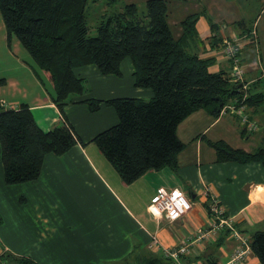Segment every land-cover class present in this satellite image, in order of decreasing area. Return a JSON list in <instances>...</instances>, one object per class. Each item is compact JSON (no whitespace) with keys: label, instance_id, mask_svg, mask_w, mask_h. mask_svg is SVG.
I'll return each instance as SVG.
<instances>
[{"label":"crops","instance_id":"obj_1","mask_svg":"<svg viewBox=\"0 0 264 264\" xmlns=\"http://www.w3.org/2000/svg\"><path fill=\"white\" fill-rule=\"evenodd\" d=\"M186 3L171 5L174 12L178 11L176 16ZM204 11L196 12L202 14L190 47L202 58L215 59L211 72L230 71L221 46L212 38V20L202 16ZM189 15H182L180 22ZM234 23L219 27L216 33L220 31L222 37L252 28L247 24L238 28ZM2 39L0 54L9 65L1 62L6 68L0 73V80H5L0 87V102L5 109L28 105L38 126L50 131L63 121L52 99L51 84L34 67L26 50L29 55L23 53V59L15 54L12 47L17 39L12 38L9 44L7 31ZM262 46L260 43L264 51ZM253 48H243V57L247 81L259 93L264 92V62L259 64ZM261 54L264 59V52ZM128 60L123 61L119 77L103 76L92 65L76 69L79 78L91 83L90 93L83 99H151V90L135 86V68ZM10 88L16 89L14 95L8 94ZM73 98L75 104H68L64 114L82 142L63 156H46L37 180L6 185L0 142V264H7L2 262L7 254L37 264H174L164 259L165 250L194 241L210 227L215 208L233 219L234 228L250 243L257 232L264 231V162L221 163L208 143L222 141L249 154L263 149V107L249 111L250 120L258 125L253 132L246 130L238 117H214L207 110L194 113L178 128V137L186 145L178 157V167L150 171L128 185L92 142L97 134L118 123L116 112L105 105L91 112L88 105L77 103L82 98ZM160 188L182 190L192 210L175 222L157 219L150 206ZM238 246L239 241L225 229L193 243L182 261L226 264ZM243 264L261 263L252 253Z\"/></svg>","mask_w":264,"mask_h":264},{"label":"trees","instance_id":"obj_2","mask_svg":"<svg viewBox=\"0 0 264 264\" xmlns=\"http://www.w3.org/2000/svg\"><path fill=\"white\" fill-rule=\"evenodd\" d=\"M186 1L148 0L145 13L140 12L136 3L125 4L101 21L96 36H90L89 0H0L9 44L16 37L30 54L34 67L51 84L53 102L63 116L60 125L45 132L28 105L5 109L0 102V142L7 186L37 180L46 156H63L82 142L64 114L68 104H75L73 96L82 98L77 103L88 105L91 112L99 111L102 105L116 112L118 123L97 134L92 142L128 185L150 171L178 167V157L186 147L178 137V128L194 113L207 110L219 117L231 103L244 104L247 114L252 108H264V92H254L249 87L246 90L235 81L231 61L230 71L211 72L215 59L202 58L190 47V40L197 35L200 13L180 22L182 31L179 36L176 34L169 23L170 7L174 2ZM234 24L246 26L244 21ZM218 28L211 23L212 38L221 46ZM252 32V28L244 29L241 35L254 40ZM251 44L260 48L258 43ZM243 48L240 59L245 68ZM260 57L263 61L262 54ZM125 59L134 65L135 86L151 90V99H83L88 94L86 80L76 75V69L92 65L103 76L119 77ZM4 85L5 80H0V87ZM242 124L249 132L258 129L250 118ZM208 143L221 163L264 162V148L249 154L222 141ZM250 244L251 254L264 264V231L257 232ZM2 262L37 264L10 254Z\"/></svg>","mask_w":264,"mask_h":264},{"label":"rangeland","instance_id":"obj_3","mask_svg":"<svg viewBox=\"0 0 264 264\" xmlns=\"http://www.w3.org/2000/svg\"><path fill=\"white\" fill-rule=\"evenodd\" d=\"M147 1L148 0H115L114 2H110V0H89V4L87 6V14H88V24L91 28L90 36H96L97 35V27L99 26L101 21L106 20L107 18L113 16L116 12L120 11L123 8L124 4L136 3L139 6L140 12L145 13ZM186 2H187L186 4H183L182 9L179 10V11H182V12H180L179 17L176 16V13L178 11L174 12L172 9V6L170 7V10L172 12L170 14V21L169 22L171 25L173 24L172 26L176 29V34L181 33V30L179 28L180 27V25H179L180 20L179 19L182 18V15H184L185 13H186V15H189V14L196 13V12H203V10H205L202 16L210 18L212 20V22H214V24L218 25L219 27H223V25H225V24H233L234 22L237 23L240 21H244L248 27L251 26L252 30L256 32V43H258V45L260 43H262L263 44L262 47H264V0H202L201 2H199L198 0H187ZM200 14H202V13H200ZM238 28H240V27H238ZM219 30H221V29H219ZM5 31L6 30H5L4 21H3L2 16L0 15V44L3 43L2 38H3V33ZM219 33H220V31H218V34ZM242 35L236 33L234 35L233 34L224 35L225 37L222 36L221 37L222 38L221 48H222L223 54H224V50H225L224 38L230 39V38L235 37V36L240 37V38L245 37V39L243 41L244 42L243 43L244 48L248 45H252L251 43H249L250 38H247L245 36V34H242ZM220 36H221V33H220ZM13 38L16 39V37H13ZM262 38H263V40H262ZM16 41H18V40H16ZM245 41H247V42H245ZM18 43H14L12 48L14 49L15 54L19 58L23 59V53H25V55H29V54L25 51L23 46L21 44H18ZM193 51L197 53L196 49ZM253 51L255 53L254 56L256 58H258V62H259V64H261L262 60H260L259 58H261L260 54L263 53L264 51L261 48H259V46H257V47L254 46ZM128 61H130V59ZM1 62L9 65L4 60L3 55L0 54V73L4 72L3 68H6L5 66H1ZM262 62H264V59ZM0 76H1V74H0ZM261 79H264V72H262ZM256 81H255L256 83L254 84L255 86H257L258 82H259L258 80H256ZM245 84L249 87L250 90L254 91V88L251 87V84L248 81H246ZM85 87L87 88V92L89 94L90 89H91V83L86 81ZM32 91H33V89H32ZM14 93H16L15 88H10L8 90L9 95H14ZM147 100H149V99H147ZM231 105H232V103L228 104L226 106V108H229V106H231ZM245 111H246V109H245ZM245 111H244V114L249 119L250 114L249 113L247 114ZM221 116L238 117L239 119H241V122L243 123L241 115L237 114V115L233 116V114H231L230 109L223 111V113H221L220 117ZM263 129H264V125H263V123H261L260 130L263 131ZM103 157L105 158L104 155H103ZM107 162H108V160H107ZM168 204L169 203H167V205ZM170 208L171 207L169 206V209ZM191 210H192V208L188 212H186L181 218L185 217ZM156 218L161 219L158 217H156ZM135 264H137V263H135Z\"/></svg>","mask_w":264,"mask_h":264},{"label":"built area","instance_id":"obj_4","mask_svg":"<svg viewBox=\"0 0 264 264\" xmlns=\"http://www.w3.org/2000/svg\"><path fill=\"white\" fill-rule=\"evenodd\" d=\"M254 40L250 39V43H256V32H252ZM244 38L232 37L225 38V50L224 55L228 61L232 62L231 69L233 72L234 80L243 84V87L248 90V86L245 83V68L241 63L240 54L243 45ZM246 42V41H245ZM231 110L233 115H241L244 124L249 122L248 117L244 114L245 106L243 105H231L229 108L223 110ZM222 111V113H223ZM255 128V124H252L251 129ZM167 203H169L167 205ZM166 205V206H165ZM169 206L171 207L169 209ZM192 208V204L187 196L180 189H174L168 191L165 188H160L158 190L157 197L150 206L151 213L158 218H166L171 222L179 220L186 212ZM215 213V219L210 222V227L196 236V239L190 243H184L181 247L177 249H166L164 253V258L169 260L174 264H187L182 261V257L186 256L189 252V247L195 243L207 239L209 236L218 235L225 229H229L233 238L239 241V246L232 254L230 260L226 264H243L249 255H251V244L250 241L243 236L238 230L233 226V219L225 216L222 210L217 208L213 209ZM156 240L154 243L156 244Z\"/></svg>","mask_w":264,"mask_h":264},{"label":"water","instance_id":"obj_5","mask_svg":"<svg viewBox=\"0 0 264 264\" xmlns=\"http://www.w3.org/2000/svg\"><path fill=\"white\" fill-rule=\"evenodd\" d=\"M218 100H220V98Z\"/></svg>","mask_w":264,"mask_h":264}]
</instances>
